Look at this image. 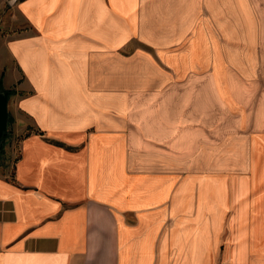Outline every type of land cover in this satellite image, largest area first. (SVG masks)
Segmentation results:
<instances>
[{"label":"crops","instance_id":"crops-1","mask_svg":"<svg viewBox=\"0 0 264 264\" xmlns=\"http://www.w3.org/2000/svg\"><path fill=\"white\" fill-rule=\"evenodd\" d=\"M262 44L264 0H0V264H264Z\"/></svg>","mask_w":264,"mask_h":264},{"label":"rangeland","instance_id":"rangeland-1","mask_svg":"<svg viewBox=\"0 0 264 264\" xmlns=\"http://www.w3.org/2000/svg\"><path fill=\"white\" fill-rule=\"evenodd\" d=\"M131 47L133 46H128V48ZM258 49H260V51ZM252 67H253V75L255 76V78H253L252 81L255 82L254 86L256 92L253 97L255 98V100L252 101L250 105L251 107L256 106L257 102L260 101V98L264 94V45L263 44L261 46H256L255 59H253Z\"/></svg>","mask_w":264,"mask_h":264},{"label":"water","instance_id":"water-1","mask_svg":"<svg viewBox=\"0 0 264 264\" xmlns=\"http://www.w3.org/2000/svg\"><path fill=\"white\" fill-rule=\"evenodd\" d=\"M8 125V100L5 92H0V144Z\"/></svg>","mask_w":264,"mask_h":264},{"label":"trees","instance_id":"trees-1","mask_svg":"<svg viewBox=\"0 0 264 264\" xmlns=\"http://www.w3.org/2000/svg\"><path fill=\"white\" fill-rule=\"evenodd\" d=\"M5 136V135H4ZM2 148V143L0 144V149Z\"/></svg>","mask_w":264,"mask_h":264}]
</instances>
